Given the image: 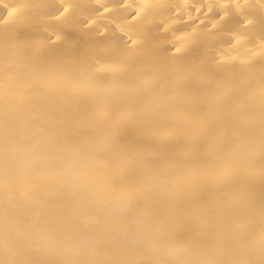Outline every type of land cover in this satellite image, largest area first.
<instances>
[{
    "label": "bare ground",
    "instance_id": "6f19581e",
    "mask_svg": "<svg viewBox=\"0 0 264 264\" xmlns=\"http://www.w3.org/2000/svg\"><path fill=\"white\" fill-rule=\"evenodd\" d=\"M120 70L118 93L101 118L81 103L24 91L27 74L82 63ZM0 264H56L33 246L28 226L65 211L62 197L39 202L17 151L50 137L117 145L120 163L239 162L201 186L189 203L142 192L141 214L120 219L87 206L72 211L99 240L102 259L144 264L156 257L145 225L169 228L203 259L259 260L264 227V0H0Z\"/></svg>",
    "mask_w": 264,
    "mask_h": 264
},
{
    "label": "clouds",
    "instance_id": "9594fccd",
    "mask_svg": "<svg viewBox=\"0 0 264 264\" xmlns=\"http://www.w3.org/2000/svg\"><path fill=\"white\" fill-rule=\"evenodd\" d=\"M119 72L114 66L87 62L56 65L30 70L28 83L23 87L25 92L35 86L45 94L75 100L104 118L118 93ZM12 99V93L0 79V103H9ZM112 148L111 153L102 154L95 140L52 136L46 142L17 151L18 159L26 164L29 178L28 191L22 194L37 202L52 196L65 200L64 212L53 214L42 223L29 225L27 230L29 242L56 255V264H122L119 260L102 259L100 241L89 235L87 223L72 209L87 206L98 214L111 212L122 220L140 215L142 192L128 186L130 173L140 176L157 195L189 203L201 186L222 180L225 171L239 163L220 157L208 163L187 158L179 162H142L125 168L120 163L115 142ZM4 151V146H0V160ZM145 227L148 247L156 258L144 264H264V258L206 260L195 244L177 241L166 226L148 223ZM255 245L264 256V227L260 229Z\"/></svg>",
    "mask_w": 264,
    "mask_h": 264
}]
</instances>
